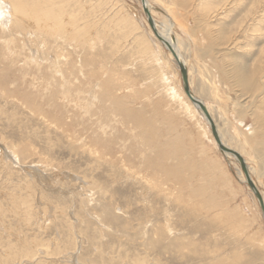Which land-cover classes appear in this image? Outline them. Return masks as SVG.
<instances>
[{"label": "rangeland", "instance_id": "374dc122", "mask_svg": "<svg viewBox=\"0 0 264 264\" xmlns=\"http://www.w3.org/2000/svg\"><path fill=\"white\" fill-rule=\"evenodd\" d=\"M37 1L65 31L0 23V264H264L258 200L142 0ZM148 1L264 194V0Z\"/></svg>", "mask_w": 264, "mask_h": 264}, {"label": "bare ground", "instance_id": "6f19581e", "mask_svg": "<svg viewBox=\"0 0 264 264\" xmlns=\"http://www.w3.org/2000/svg\"><path fill=\"white\" fill-rule=\"evenodd\" d=\"M37 0H34V2H36ZM39 1V0H38ZM37 1V3H39ZM45 1V0H44ZM50 2H48V3H51V1L52 0H49ZM12 2V1H11ZM33 2V1H32ZM36 3V4H37ZM40 3H42V2H40ZM39 3V4H40ZM45 3V2H44ZM43 3V4H44ZM47 3V4H48ZM28 4V0H13V3H11V7H9L6 3H4V2H1V6H0V23L2 24V25H4V26H6V25H8L9 24V22L5 19L6 17H5V9L7 10V13L8 12H10L11 13V17L13 18V20H12V22H11V25H14L15 27H17V28H22V27H25L24 25H27V22H26V20L27 21H29V24L27 25V26H31V27H33V28H37V31L38 32H40V31H43V32H47V33H52V32H60V33H62L63 31H65V25H66V23H65V25H63L62 24V22H59V23H54L53 22V20H51L52 22H50V23H48V21H47V18H45V16H44V14H46V13H44V14H42L40 11V13H37V10H33V9H29L30 7H32L31 5L30 6H28L27 5ZM30 4H31V2H30ZM47 4H44V5H47ZM54 3H52V7L50 6V8H53L54 9V5H53ZM144 4H145V6L149 9V11H150V13L152 14V11H151V8H150V3H149V1L148 0H144ZM32 5H35V4H33L32 3ZM41 5V4H40ZM37 5H35V7H36ZM48 6V5H47ZM152 6V5H151ZM82 7V6H81ZM32 8H34V6L32 7ZM39 8V7H38ZM37 8V9H38ZM41 8V7H40ZM43 8H45V6L43 7ZM42 8V9H43ZM56 9V8H55ZM58 9V8H57ZM56 9V10H57ZM40 10V9H39ZM43 12H44V9H43ZM58 12H61L60 10H58ZM52 14V13H51ZM57 14H59V13H57ZM57 14H56V17H57ZM264 14V13H263ZM60 15H62L61 13H60ZM58 17H61V16H58ZM49 18V17H48ZM52 18V17H51ZM58 19V18H57ZM152 19H153V23H154V27H155V30L158 32V34L160 35V36H162L166 41H168L169 42V44L172 46V48L174 49V51H175V53H176V56H177V58H178V60H180V61H182V62H184V64L187 66V69H188V79H189V83H190V88H191V93H192V95L194 96V97H196L197 99H199V100H201L203 103H204V105L206 106V108H207V110H208V112H209V114L211 115V117L213 118V120H214V117H213V114H212V112H211V110H210V105L207 103V102H205V101H203V99H202V95H200V94H198L197 92H196V90H194V89H192V86H191V76H190V68H189V66H188V64H187V60L184 58V56L182 55V53H181V49H180V47L178 46V43H177V40L178 39H176L177 37H178V35H176L177 37H175L173 34V24H166V27H164V26H160V25H158V23H157V21H156V19L154 18V16H152ZM50 20V19H49ZM59 20H62V19H58V21ZM8 22V23H7ZM69 22V21H68ZM61 23V24H60ZM149 23V22H148ZM172 23V22H171ZM10 25V26H11ZM71 25V24H70ZM69 25V26H70ZM14 26H11V27H14ZM149 26H150V28H151V30H152V32L154 33V31H153V28H152V26L150 25V23H149ZM2 28H8V27H3L2 26ZM10 28V27H9ZM9 28H8V30H9ZM20 28V29H21ZM76 31V30H75ZM59 33V34H60ZM173 33V34H172ZM156 36V35H155ZM179 43H180V41H179ZM166 47V46H165ZM167 48V47H166ZM168 49V48H167ZM183 49V48H182ZM169 50V49H168ZM169 53H170V55L172 56V57H174L173 55H172V53L170 52V50H169ZM177 58H175L174 57V59L177 61ZM230 66V65H229ZM232 69V68H231ZM240 70V69H239ZM237 72V71H236ZM238 73H240V72H237L236 74H235V77H236V80H237V82H239L240 83V85L239 86H242V84H245L246 85V82H247V80H246V77L244 76V77H242V75L241 74H238ZM181 74V73H180ZM211 74V73H210ZM230 74V73H229ZM228 76V75H227ZM233 76V75H232ZM180 77H182V75H180ZM234 77V76H233ZM230 78V77H229ZM240 78V79H239ZM183 82V81H182ZM104 83V82H103ZM235 83V82H234ZM242 83V84H241ZM236 84V83H235ZM104 85V84H103ZM264 85V84H263ZM105 87V86H104ZM98 88V87H97ZM205 89V88H204ZM106 90V89H105ZM183 90V89H182ZM201 90H203V89H201ZM206 93V92H205ZM183 95H185L186 97H187V101L190 103V105H191V107H192V109H194L195 111H197L198 113H199V111H200V113H201V115H202V118L206 121V123L208 124H206L207 125V128H208V131H209V134H210V136H211V138H212V140L214 141V144H215V146L219 149V147H218V143H217V141H216V139H215V137H214V135H213V133H212V129H211V127H210V125H209V122H208V120H207V118H206V116H205V114H204V112L200 109V108H198V106L197 105H195L192 101H191V99L189 98V96L186 94V92L184 91L183 92ZM205 95V94H204ZM118 98V97H117ZM103 99V98H102ZM115 104V103H114ZM117 107V106H116ZM107 109V108H106ZM123 112V111H122ZM103 113V112H102ZM128 113V112H127ZM137 114V113H136ZM106 117V116H105ZM145 120V119H144ZM215 121V120H214ZM147 122V121H146ZM136 123V122H135ZM216 123V122H215ZM140 124V123H139ZM150 123H148V126L149 127H151L152 125H149ZM142 125V124H141ZM141 125H140V128L141 129H143L142 131L145 133V134H151V133H149V132H151V129H149L148 128V126L147 125H144V128H142L141 127ZM216 126H217V131H218V135H219V137H220V139L222 140V142L226 145V146H228V147H230V148H233V149H235V150H237L243 157H244V160H245V163H246V165H247V167H248V171H249V174H250V176L252 177V179H253V181L255 180L254 179V177H253V168L250 166V164L248 163V159L245 157V153L243 152V149H241V148H239L238 146H236L235 144H233V145H229L228 143H229V141H227L228 139H227V137H226V134L222 131V129L220 128V126L218 125V123H216ZM89 129V128H88ZM114 129V128H113ZM92 133V132H91ZM139 134H140V132H139ZM141 137V136H140ZM135 146V145H134ZM121 148V147H120ZM140 148V147H139ZM153 148V147H152ZM220 150V149H219ZM246 150V149H245ZM140 151V150H139ZM222 152V151H221ZM147 153V152H146ZM224 155H226V156H229V157H231V155L229 154V153H226V152H222ZM166 161V160H165ZM169 161V160H168ZM191 161H189V163H190ZM145 163V162H144ZM159 164H161L160 162H158ZM189 163H187V164H189ZM146 164V163H145ZM192 165V164H191ZM156 166V165H155ZM169 166V167H168ZM163 167H166V168H164L165 170H164V172L166 173V174H170V173H173L174 172V170H173V166L172 165H168V164H166V165H163ZM238 169H239V171H241L242 172V174H243V177H244V181H245V183L247 184V179H246V176H245V173H244V171L242 170V168L240 167H238ZM162 172V171H161ZM156 174H158V173H156ZM254 183H255V181H254ZM163 184V183H162ZM255 185H256V187L258 188V186H257V184L255 183ZM186 187V186H185ZM249 189H251L250 187H248ZM197 190V189H196ZM196 190H193L194 192L193 193H195L196 192ZM258 190L260 191V189L258 188ZM191 191V190H190ZM251 191L253 192V194L255 195V193H254V191L251 189ZM197 193H198V190H197ZM260 193L262 194V192L260 191ZM262 196H263V194H262ZM256 197V196H255ZM263 199H264V196H263ZM184 200V199H183ZM259 203V202H258ZM261 208V207H260ZM261 212H262V210H261ZM262 216H263V218H264V215H263V213H262Z\"/></svg>", "mask_w": 264, "mask_h": 264}, {"label": "water", "instance_id": "95a60500", "mask_svg": "<svg viewBox=\"0 0 264 264\" xmlns=\"http://www.w3.org/2000/svg\"><path fill=\"white\" fill-rule=\"evenodd\" d=\"M142 2H143L144 11L146 12V14L148 16V21H149L150 25L153 28L154 34L170 50V52L172 53V55L175 58H177L176 53H175L174 49L172 48V46L169 44V42L166 41L162 36H160L158 34V32L155 30L154 23H153V19H152V14L150 13L149 9L145 6L144 0H142ZM177 63H178V66L180 68V73L182 75V81H183V89H184V91L189 96V98L191 99V101L195 105H197L198 108H200L204 112V114H205V116H206V118H207V120L209 122V125H210V127L212 129V133H213V135H214V137H215V139H216V141L218 143L219 149L222 152L229 153L231 156L235 157L236 160L239 162L242 170L245 173V176H246V179H247V184L254 191L255 196H256V198H257V200L259 202V205L261 207L262 213L264 215V199H263V196L260 193V191L258 190V188L256 187V185H255L252 177L249 174L248 167H247V165L245 163L244 157L237 150L226 146L222 142V140L220 139V137L218 135L216 123L213 120V118L211 117V115L209 114L206 106L204 105V103L201 100H199L196 97H194L192 95V93H191L190 83H189V79H188V69H187V66L184 64V62L178 60V58H177Z\"/></svg>", "mask_w": 264, "mask_h": 264}, {"label": "crops", "instance_id": "0c3cea01", "mask_svg": "<svg viewBox=\"0 0 264 264\" xmlns=\"http://www.w3.org/2000/svg\"><path fill=\"white\" fill-rule=\"evenodd\" d=\"M256 182V181H255ZM257 184V183H256ZM257 186H258V184H257ZM259 187V186H258ZM260 189V188H259ZM263 194V193H262ZM263 196H264V194H263Z\"/></svg>", "mask_w": 264, "mask_h": 264}]
</instances>
